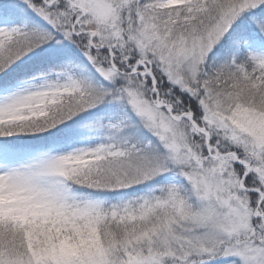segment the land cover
<instances>
[{
  "label": "snow or ice",
  "instance_id": "obj_1",
  "mask_svg": "<svg viewBox=\"0 0 264 264\" xmlns=\"http://www.w3.org/2000/svg\"><path fill=\"white\" fill-rule=\"evenodd\" d=\"M0 264H264V0H0Z\"/></svg>",
  "mask_w": 264,
  "mask_h": 264
}]
</instances>
